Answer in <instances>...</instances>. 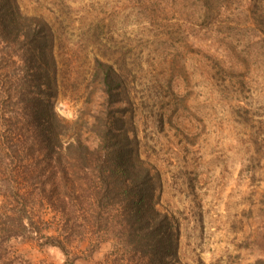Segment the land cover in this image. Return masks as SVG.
<instances>
[{
	"label": "rangeland",
	"instance_id": "374dc122",
	"mask_svg": "<svg viewBox=\"0 0 264 264\" xmlns=\"http://www.w3.org/2000/svg\"><path fill=\"white\" fill-rule=\"evenodd\" d=\"M17 1L24 16L54 29L58 112L68 121L80 119L92 142L95 118L106 105L95 63L109 57L116 64L123 97L134 104L143 159L161 176V211L180 227L182 264L264 260V150L251 142L264 127L252 130L239 119L240 108L251 109L255 123L264 119L256 101L264 87L263 58L233 72L226 39L214 43L213 18L202 16L201 0ZM238 2L249 6V0ZM222 5L208 7L218 12ZM243 81L252 83L245 87ZM126 109L132 112V106ZM103 244H92L96 254L78 264L119 258L116 246ZM10 246L13 256L32 264H65L76 254H93L85 252L86 244L68 248V256L32 240Z\"/></svg>",
	"mask_w": 264,
	"mask_h": 264
},
{
	"label": "trees",
	"instance_id": "16d2710c",
	"mask_svg": "<svg viewBox=\"0 0 264 264\" xmlns=\"http://www.w3.org/2000/svg\"><path fill=\"white\" fill-rule=\"evenodd\" d=\"M201 1L202 16L213 18L214 43L226 39L233 72L264 60V0H249L244 9L238 0H222L218 12L208 5L221 0ZM56 49V33L45 20L24 16L17 0H0V264H32L13 256L10 244L18 239L67 256L75 244L93 253L65 264L90 260L96 254L90 246L99 241L118 249L119 258L107 264H182L180 227L161 211V176L141 154L121 72L109 57L96 60L106 105L95 118L92 142L80 119L58 112ZM256 97L264 107V87ZM239 110L242 125L264 127L262 117L253 122L251 109ZM251 138L264 150V128Z\"/></svg>",
	"mask_w": 264,
	"mask_h": 264
}]
</instances>
